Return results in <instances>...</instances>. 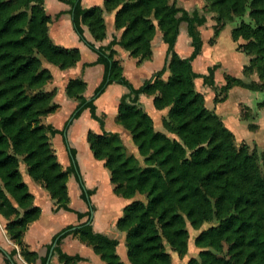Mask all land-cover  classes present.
Masks as SVG:
<instances>
[{
    "label": "trees",
    "instance_id": "1",
    "mask_svg": "<svg viewBox=\"0 0 264 264\" xmlns=\"http://www.w3.org/2000/svg\"><path fill=\"white\" fill-rule=\"evenodd\" d=\"M60 1L68 8L56 16L69 13L79 38L97 53L87 64L104 66L102 80L88 99L83 95L86 82L82 77L68 80L66 94L77 104L63 129L43 121L58 107L53 100L55 90L45 89L52 74L43 62L70 67L80 59V50L52 41L48 31L51 17L44 0H0V215L6 218L8 237L17 245L9 251L12 262L16 264V254L28 263L36 261L23 234L39 216L40 207L33 204V194L23 180L20 166L24 164L32 179L48 191L55 209L73 210L79 219L87 216L52 236L40 264H46L53 243L62 264L83 259L61 249V240L70 233L90 245L101 264H125L116 250L118 238L92 228L93 189L84 186L75 149L66 141L70 169L89 207L84 212L69 205L67 178L71 170L61 166L49 140L63 132L85 107L103 126L94 100L107 84L117 82L127 91L120 96L115 120L129 132L136 153L127 150L115 131L88 130L86 137L93 156L108 169L114 193L130 199L115 222L123 232L128 261L171 264V252L183 258L189 254L190 226L197 251L189 254L184 264H264V148L259 150L244 141L236 144L233 131L206 105L204 93L195 85V78L201 77L214 89L215 102L224 99L234 85L264 91V0H204L203 12L189 11L176 0H103L102 5L89 7L82 6L80 0ZM105 12L114 13V26L121 34L96 46L94 41L106 35ZM207 12L215 20L209 41L235 21L231 38L237 41L236 48L249 56L242 68L244 76L225 74L220 86L214 82L218 63L208 66L206 73L195 71L192 65L202 48L198 27L207 22ZM182 21L192 46L187 56L175 49ZM84 26L93 41L85 37ZM157 31L167 45L164 64L134 86L124 75L113 46L129 50L139 63L151 58ZM254 73L257 78H250ZM142 93L152 96L155 108H167L163 130L154 127L139 101ZM257 106L264 108V97ZM246 114L242 112L243 117Z\"/></svg>",
    "mask_w": 264,
    "mask_h": 264
},
{
    "label": "crops",
    "instance_id": "2",
    "mask_svg": "<svg viewBox=\"0 0 264 264\" xmlns=\"http://www.w3.org/2000/svg\"><path fill=\"white\" fill-rule=\"evenodd\" d=\"M81 5L89 7L92 5H102L103 0H80ZM177 4L185 7L189 11L197 9L203 12L204 0H176ZM46 12L50 15L51 20L48 25L49 35L52 41L62 46H76L79 48L81 57L73 66L60 68L59 66L44 61L43 64L49 68L52 77L45 85L46 90H55L53 100L58 103V107L47 116L44 117L45 123L52 124L55 128L63 129L65 122L71 116L77 100L66 94L65 87L69 79L82 77L86 82L83 95L88 99L94 94L95 87L100 83L104 73L102 63L87 64L93 62L97 53L82 41L73 29L70 14L63 12L68 4L60 0H44ZM104 20L106 25V35L101 41H94L95 45L107 44L114 37L119 38L121 29L114 26V13L105 12ZM213 19L208 16L205 24L199 26L202 38V48L200 53L192 60V65L197 72H207L210 65L218 63V67L214 72V82L217 86L225 82V74L243 77V65L248 62L249 56L243 51L236 48L237 41L231 38L230 30L232 27H225L215 37L214 41L209 39L213 34ZM181 25H184V32L181 34ZM225 33L230 38L227 46L221 52H216L215 45L218 43L221 35ZM84 35L87 39L92 40V35L88 28L84 26ZM166 43L162 39V34L157 31L152 40V56L150 59L137 62L136 58L131 56L129 50L115 44V57L119 59L123 73L126 78L134 85L138 86L151 74L162 67L166 54ZM175 49L182 56H187L192 46L190 44V36L186 30V23L181 22L179 25V33L175 41ZM168 72L164 73L166 77ZM250 78L256 79L257 75L251 74ZM196 88L204 93L205 103L209 108L214 109L223 119L225 125L231 129L235 138L248 136V144L256 145L260 149L259 142L256 139L263 134L264 136V108H259L257 102L260 99L262 91H252L246 87L234 85L227 91L224 99L215 102L213 100L214 89L203 82L201 77L195 78ZM127 91L125 85L111 82L107 84L105 89L95 98L94 104L96 113L103 117V126L99 121L91 116L89 108L85 107L74 117L66 126L63 132H57L50 137V143L57 156V160L64 169H69L67 178V191L69 195V205L78 211H87L89 209L87 202L81 196V186L76 178L75 172L70 169L72 167L69 148L66 144L75 149V159L79 168L84 186L93 189L90 200L94 205L91 217L92 228L95 231L106 233L111 237L119 240L117 245V253L125 264H131L125 252L123 232L119 231L115 222L122 213V208L130 199L117 195L113 191V184L110 181L108 169L103 165V161L93 156L87 141V132L102 133L103 130L118 132L122 142L129 152L136 153V147L132 142L129 132L115 120L117 106L120 96ZM139 101L144 109L153 119V125L158 130H163L162 117L166 114L167 108L157 109L152 103V96L140 94ZM246 111V117L242 116V112ZM250 124H253L251 126ZM240 136V137H238ZM243 140H245L243 138ZM242 142V141H241ZM264 147V146H263ZM83 169H87V176L83 175ZM20 170L23 180L27 183L30 192L33 194V204L40 207L39 216L29 223L23 234V241L27 247L36 254L34 264H40V260L47 254L48 245L52 236L61 228L68 224H77L87 218V216L78 218L73 210L64 208L55 209L54 200L48 191L27 173L24 164H21ZM140 196V195H137ZM6 218L0 215V264H14L9 257V251L17 245L8 237L5 229ZM194 231V230H193ZM189 238V254H195L197 249L193 244L194 232H190ZM60 247L68 254H79L83 259L72 264H101L100 256L93 248L81 241L76 235H66L60 243ZM189 254L180 258L175 252H171V264H184ZM13 259L16 264H32L25 261L19 254L14 255ZM48 264H62L58 255L52 250Z\"/></svg>",
    "mask_w": 264,
    "mask_h": 264
},
{
    "label": "rangeland",
    "instance_id": "3",
    "mask_svg": "<svg viewBox=\"0 0 264 264\" xmlns=\"http://www.w3.org/2000/svg\"><path fill=\"white\" fill-rule=\"evenodd\" d=\"M207 14H208V16H210V13L209 12H207ZM212 21H213V24H214L215 20H212ZM235 23H236L235 21H230V22H228L226 24V27H232V26L235 25ZM180 31H181V34L184 32V25H181V30ZM228 37L230 38V36L229 35L227 36L225 33H223L221 35V38L219 39L218 43L214 47L215 50H216V52L223 51V49L227 46V44L229 42V40H228L229 38ZM263 97H264V91L261 92L260 99H262ZM238 137H240V136H238ZM247 137L248 136H244L242 138H236V140H235L236 144H240L241 141H247V142H249V138H247ZM243 138L245 140H243ZM256 139L258 140V142L260 144L259 145L261 147L260 149L264 148L263 147L264 146V136H263V134H261L260 136H258ZM123 144H125V143L123 142ZM249 145L251 146V144H249ZM251 147H256V145H252ZM260 164H261V161H260ZM83 175L85 177L87 176V169H83ZM205 225H208V223H205ZM188 227H189L191 233L194 232L193 229L190 226H188Z\"/></svg>",
    "mask_w": 264,
    "mask_h": 264
},
{
    "label": "water",
    "instance_id": "4",
    "mask_svg": "<svg viewBox=\"0 0 264 264\" xmlns=\"http://www.w3.org/2000/svg\"><path fill=\"white\" fill-rule=\"evenodd\" d=\"M90 213H91V214H90V217H92L93 210H91ZM53 245H54V243L52 244V246H51V248H50V250H49V252H48L47 260H46V264H48L49 259H50V256H51V254H52Z\"/></svg>",
    "mask_w": 264,
    "mask_h": 264
}]
</instances>
